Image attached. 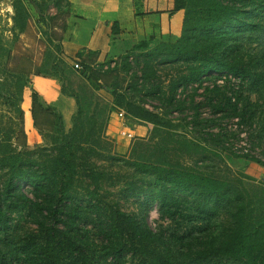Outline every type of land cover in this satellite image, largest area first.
Returning a JSON list of instances; mask_svg holds the SVG:
<instances>
[{"label":"rangeland","instance_id":"obj_1","mask_svg":"<svg viewBox=\"0 0 264 264\" xmlns=\"http://www.w3.org/2000/svg\"><path fill=\"white\" fill-rule=\"evenodd\" d=\"M16 1L0 0V64L6 63L10 72L17 73L19 69L15 66L22 65L21 60L25 59L33 65L34 72H40L39 75H44L43 71H58V79L64 86L76 82L71 73L74 68L66 65L60 55V41L64 35V19L67 16L65 0H36V3L35 0H22V3L18 0L26 14L23 31L17 28L13 20V3ZM254 39H259L260 49L264 50V37H257L255 34L243 35L240 46L248 50L247 52L254 53L255 49H259L258 41ZM154 46L145 44L139 49L148 50ZM139 49L128 52L132 56L129 59L121 55L94 66V70L99 72L98 79L103 87L100 91L79 88L80 91L76 93L70 88H64L66 93L75 97L78 108L72 127L68 131L64 130V134L68 136L63 138L57 137L55 132H38L34 127L32 115V128L37 131L39 137L36 141L32 140L23 125L22 133L26 139L21 138L19 114H16L15 108L20 106L24 112L22 102L26 97L30 98L32 104L35 94L29 84L32 74L25 77L24 81L27 83L21 95L17 94V85L10 74L3 76L0 83V150L22 153L23 157L29 160L25 168L34 170L37 174L45 168L50 174L53 160L61 148V140L55 139H64L68 145L75 146L76 149L71 148L78 164L82 155L88 166H94L97 171L104 173V178L98 185L76 176L69 187L61 188L65 193L57 199L59 208L68 212L65 218L61 217V226L66 223L76 234L84 236L85 246L92 256L93 264H134L137 260H132L129 254L118 257L110 255L116 245L122 242L110 218V213L116 209L144 220L151 231L160 234L176 264H209L210 259H198L196 253L207 247V235L224 220L226 203L223 195L228 197L226 202L231 205L236 203L237 198L243 197L248 211L257 209L264 203V167L255 162H264V88H233L237 92L239 104L246 107L247 117H251L242 122L237 119H221L222 113L213 115V110L204 103L207 96L203 87L197 88L196 93V88L192 87L182 90L180 98L185 100L184 108L173 113L165 109H153L152 105L161 106L160 101L154 98L146 99L144 108L154 110L165 122L171 120L172 128L180 137L196 139L204 145L211 140L209 132L217 133L220 127L226 129L224 146L227 151L217 148V152L202 151L197 154L161 152L159 148L152 149V143L149 142L154 128L153 120L144 121L133 117L132 108L126 105L125 100L134 102L136 105L133 107L139 105V97H136L137 93L134 94V88H152L159 85L160 81L168 85L171 71L167 64L153 60L151 67L154 70L149 69L153 74L150 79L145 80L141 74L143 62L139 66L136 63L138 54L142 52ZM139 60L142 61V58ZM217 83L232 87L228 78L222 77ZM206 84L208 83L204 85ZM114 94L128 96L124 95L125 100L120 99L117 102ZM18 98H21V102ZM191 104H200L197 111L202 114L201 118L215 120V123L202 125L201 128L193 126L190 123L193 112ZM31 107L32 105L30 114ZM118 110L129 116L128 124L118 117ZM110 117L114 118L116 124H121L118 128L116 126L117 130L113 135L106 132ZM124 126L134 131V139L127 140L120 136L119 128ZM74 129L81 132L83 142H88L83 145L85 150L78 149L77 144H70V132ZM90 144L91 147H87ZM235 155L239 157H234ZM44 162L45 165L42 166ZM150 162H154L158 167L163 166L166 171L176 169L227 181V188L218 191L222 196L221 205L216 206L218 216L215 218L195 212L193 200L198 192L190 186L173 192V197L161 204L155 195L158 190L155 178L157 173L148 166ZM76 170L80 173L83 171L80 167ZM52 182L51 176L45 180V184L53 185ZM19 184L20 189L23 188L34 202L49 197L51 192V188H46L44 183L38 184L37 190L26 183ZM40 188L42 189L39 190ZM16 205L19 212L9 223L8 234L0 236V260L5 264H24L25 249H22V246L32 251L41 246V234L36 231V226L28 221L25 209L18 203ZM70 220L74 221L75 225H72ZM55 262L60 264L61 259ZM225 263L227 261L221 260V264Z\"/></svg>","mask_w":264,"mask_h":264},{"label":"trees","instance_id":"obj_2","mask_svg":"<svg viewBox=\"0 0 264 264\" xmlns=\"http://www.w3.org/2000/svg\"><path fill=\"white\" fill-rule=\"evenodd\" d=\"M20 1L22 3V0ZM34 2L36 3V0ZM173 4L174 8L184 11L180 38L173 43H159L148 50L139 49L142 52L138 54V60H135L138 66L143 62L141 74L145 80L150 79L153 74L149 71V69L154 70L151 67L153 60L167 64L171 71L168 85L160 81L159 85L152 88H140V90L134 88V94L137 93L136 97L137 95L139 97V105L134 107L133 105H136L134 102L125 100L124 95L128 96V94L121 96L114 94L115 101L125 100L126 105L132 108L133 117L144 121L153 120L154 128L149 138L152 149L159 148L161 152L185 154H197L202 151L217 152V148L227 151L224 146L225 128L220 127L217 133L209 132L211 140L203 145L196 139L178 136L172 128L171 120L163 121L154 110L144 108L143 103L148 98H154L160 101L161 106L152 105L153 109H165L173 113L184 108L185 100L180 98L182 90L192 87L196 88L194 89L196 93L197 88L203 87L207 96L204 98V103L213 110V115L222 113L221 119H237L240 122L251 119L247 117L245 105L239 104L237 92L233 88H264V50L260 49L259 39H254L259 43V49H255L254 53L247 52L248 50L240 46L243 35L255 34L257 37H264V0H173ZM13 8L15 10L13 20L17 28L23 31L25 10L18 0L13 3ZM123 56L125 59L132 57L129 53ZM140 58L142 61L139 60ZM21 61L22 65L15 66L19 69L17 73L10 72L6 63L0 64V83L3 76L10 74L14 84L17 85L19 95L26 86L25 77L40 73L34 72L33 65L28 60ZM42 73L58 75V71ZM98 73L93 68L82 67L81 76L89 82L94 91L103 88ZM222 77L228 78L232 87L226 84L219 85L217 80H222ZM205 83L208 84L205 86ZM62 91L65 92L64 88ZM18 101L21 102V98H18ZM31 105L33 124L38 132H55L54 134L59 138L68 136L64 134L61 116L52 107L42 105L36 93L33 94ZM199 105L191 104L193 112L190 123L199 128L202 125L208 126V123H215V120L201 118L202 114L197 111ZM15 112L19 114L21 138L26 139L22 133L24 132L23 112L20 106H16ZM70 134L72 142H68L71 145L77 144L78 149L85 150L83 145L88 142L82 141L81 132L74 129ZM55 140H61V148L53 160L50 174L45 168H42L40 174L25 168L29 160L25 159L22 153L0 150V236L8 234L9 223L19 212L16 209L18 203L25 209L28 221L35 225L36 231L41 234L39 249L35 248L32 251L22 246V249H25L24 264H58L55 262L58 259H61L60 264H93L92 256L85 246L84 236L76 234L66 223L61 226L60 223H63L61 217L65 218L68 212L59 208L57 199L65 193L61 188L69 187L76 176L98 185L103 180L104 173L97 171L94 166H88L87 160L85 161L82 155L78 164L71 148L76 149L75 146L68 145L64 139ZM87 147H91V144ZM255 162L264 167V162L259 160ZM154 164L150 162L148 166L157 173L155 178L158 190L155 195L161 204L173 197V192L190 186L198 192L193 200L195 212L215 218L218 216L216 206L222 203V196L218 191L227 188L229 184L227 181L191 172L184 173L176 169L166 171L163 166L158 167ZM44 165L45 162L42 166ZM79 167L83 170L81 173L76 170ZM49 176L52 177L53 185L45 184ZM19 182L31 185L35 190L38 189V184L44 183L46 188H51L49 197L34 202L23 188L20 189ZM35 197L38 198L37 195ZM223 198L226 203L224 220L209 232L206 237L207 247L196 253L197 258L210 259L209 264H221V260L227 261L225 264H264V203L259 208L248 211V205L243 197L237 198L233 205L226 202L228 197L225 194ZM110 218L122 239L110 255L118 257L129 254L132 260L137 259L134 264H176L169 250L166 249L168 246L163 237L151 231L144 220L136 219L119 209L111 212ZM70 221L75 225L74 221ZM0 264L5 263L0 260Z\"/></svg>","mask_w":264,"mask_h":264},{"label":"crops","instance_id":"obj_3","mask_svg":"<svg viewBox=\"0 0 264 264\" xmlns=\"http://www.w3.org/2000/svg\"><path fill=\"white\" fill-rule=\"evenodd\" d=\"M67 16L64 19V35L60 41L62 61L71 67L93 68L107 59H116L134 49L173 43L182 33L184 11L174 8L173 0H65ZM81 64V65H80ZM81 70L71 69L74 83L63 85L57 76L34 75L30 88L44 106H49L61 116L63 129L72 127L77 111L75 97L62 88L78 93L79 88H92L81 76ZM100 91V90H99ZM30 98L22 102L23 125L32 140L39 137L32 128ZM107 134L113 135L121 124L110 117ZM121 128H119L120 130ZM35 130V131H34Z\"/></svg>","mask_w":264,"mask_h":264},{"label":"built area","instance_id":"obj_4","mask_svg":"<svg viewBox=\"0 0 264 264\" xmlns=\"http://www.w3.org/2000/svg\"><path fill=\"white\" fill-rule=\"evenodd\" d=\"M73 68L75 70H80L81 67L79 66L78 63H74L73 64ZM117 115L120 119L123 120V122H125L126 124H128L130 122V119L127 117V115L125 114L124 111L122 110H118L117 111ZM119 134L122 138L127 139V140H132L135 138V134L134 131L132 129H130L128 126H124L119 130Z\"/></svg>","mask_w":264,"mask_h":264}]
</instances>
